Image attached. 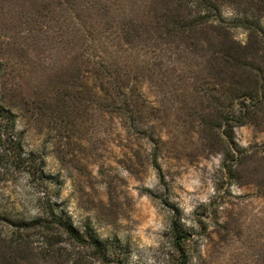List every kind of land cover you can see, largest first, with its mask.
<instances>
[{
	"label": "rangeland",
	"instance_id": "rangeland-1",
	"mask_svg": "<svg viewBox=\"0 0 264 264\" xmlns=\"http://www.w3.org/2000/svg\"><path fill=\"white\" fill-rule=\"evenodd\" d=\"M155 1L123 2L143 18L169 6ZM37 6L0 0V102L16 116L23 151L59 183L55 200L74 225L117 240L130 264H174L169 229L179 219L192 264H256L264 248V125L233 129L236 146L250 154L239 180L227 178L222 147L202 136L194 93L184 102L175 73L159 83L137 76L135 106L101 111L111 100L83 89L79 61L37 46L25 31ZM222 13L233 15L230 6ZM232 35L247 38L241 29ZM83 90L87 101L77 99ZM34 184L16 171L0 177V210L33 216Z\"/></svg>",
	"mask_w": 264,
	"mask_h": 264
},
{
	"label": "trees",
	"instance_id": "trees-1",
	"mask_svg": "<svg viewBox=\"0 0 264 264\" xmlns=\"http://www.w3.org/2000/svg\"><path fill=\"white\" fill-rule=\"evenodd\" d=\"M123 1L33 0L36 19L25 31L37 46L79 61L83 89L111 100L101 111L116 102L123 105L117 109L135 106L137 76L159 83L175 73L172 86L180 81L187 87L184 102L189 89L194 93L202 136L217 138L222 147L221 173L239 180L250 153L236 146L233 129L264 125V0H162L167 8L143 18L131 16ZM224 6L232 9L231 18L223 16ZM240 29L247 36L243 43L232 35ZM77 99L87 101L84 90ZM154 167L159 170L156 161ZM10 171L35 179L36 213L0 210V264H130L117 240L74 225L55 200L59 183L23 151L16 116L0 102V177ZM179 221L169 229L173 263L192 264L190 236ZM256 264H264V248Z\"/></svg>",
	"mask_w": 264,
	"mask_h": 264
}]
</instances>
